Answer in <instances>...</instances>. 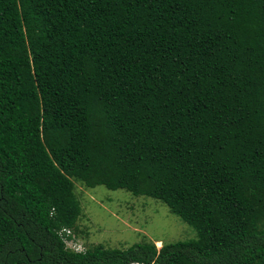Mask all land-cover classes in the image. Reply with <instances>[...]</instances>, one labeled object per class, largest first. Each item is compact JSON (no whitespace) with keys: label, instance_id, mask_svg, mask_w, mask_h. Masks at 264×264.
I'll list each match as a JSON object with an SVG mask.
<instances>
[{"label":"trees","instance_id":"16d2710c","mask_svg":"<svg viewBox=\"0 0 264 264\" xmlns=\"http://www.w3.org/2000/svg\"><path fill=\"white\" fill-rule=\"evenodd\" d=\"M77 182L196 237L70 249ZM134 262L264 264V0H0V264Z\"/></svg>","mask_w":264,"mask_h":264},{"label":"rangeland","instance_id":"374dc122","mask_svg":"<svg viewBox=\"0 0 264 264\" xmlns=\"http://www.w3.org/2000/svg\"><path fill=\"white\" fill-rule=\"evenodd\" d=\"M83 212L78 221L79 242L85 249L97 244L128 248L137 242L170 243L196 237V230L160 200L134 195L105 185L86 187L76 183ZM157 240V241H156Z\"/></svg>","mask_w":264,"mask_h":264},{"label":"built area","instance_id":"2783aa9c","mask_svg":"<svg viewBox=\"0 0 264 264\" xmlns=\"http://www.w3.org/2000/svg\"><path fill=\"white\" fill-rule=\"evenodd\" d=\"M61 236L63 237L64 241L68 248L73 249L75 251H84L85 247L82 243L79 242L78 236L74 232L72 228L65 227L60 231ZM137 264V263H131Z\"/></svg>","mask_w":264,"mask_h":264},{"label":"clouds","instance_id":"9594fccd","mask_svg":"<svg viewBox=\"0 0 264 264\" xmlns=\"http://www.w3.org/2000/svg\"><path fill=\"white\" fill-rule=\"evenodd\" d=\"M63 228H65V227H63ZM63 228H62V229H63ZM69 228H71V227H69ZM62 229H61V230H62ZM72 229H73V228H72ZM61 230H60V231H61ZM73 230H74V229H73ZM84 251H85V250H84ZM79 252H81V251H79ZM134 263H137V264H143V263H140V262H134Z\"/></svg>","mask_w":264,"mask_h":264},{"label":"bare ground","instance_id":"6f19581e","mask_svg":"<svg viewBox=\"0 0 264 264\" xmlns=\"http://www.w3.org/2000/svg\"><path fill=\"white\" fill-rule=\"evenodd\" d=\"M158 246H162V242L161 241H157Z\"/></svg>","mask_w":264,"mask_h":264}]
</instances>
